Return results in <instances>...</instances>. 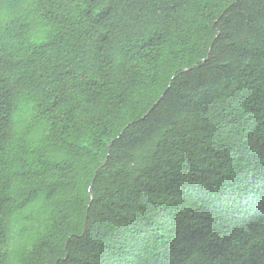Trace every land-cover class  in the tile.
<instances>
[{
    "label": "trees",
    "instance_id": "1",
    "mask_svg": "<svg viewBox=\"0 0 264 264\" xmlns=\"http://www.w3.org/2000/svg\"><path fill=\"white\" fill-rule=\"evenodd\" d=\"M0 264H264V0H0Z\"/></svg>",
    "mask_w": 264,
    "mask_h": 264
},
{
    "label": "water",
    "instance_id": "2",
    "mask_svg": "<svg viewBox=\"0 0 264 264\" xmlns=\"http://www.w3.org/2000/svg\"><path fill=\"white\" fill-rule=\"evenodd\" d=\"M214 25H215V23H214ZM86 225H87V222H86V220H85V222H84V227H83V231H82L83 234H84V232H85V230H86ZM69 239H70V238H68V240L66 241V243H65V247H66V245H67Z\"/></svg>",
    "mask_w": 264,
    "mask_h": 264
}]
</instances>
